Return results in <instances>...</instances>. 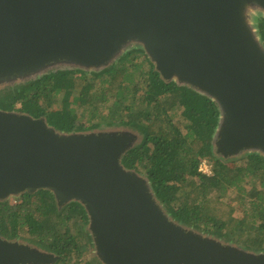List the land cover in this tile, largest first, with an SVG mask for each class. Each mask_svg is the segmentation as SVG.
<instances>
[{"label":"water","instance_id":"95a60500","mask_svg":"<svg viewBox=\"0 0 264 264\" xmlns=\"http://www.w3.org/2000/svg\"><path fill=\"white\" fill-rule=\"evenodd\" d=\"M264 0H0V86L55 68L99 71L143 50L164 81L219 108L213 145L224 159L264 156V46L253 16ZM129 130L59 133L44 118L0 110V201L49 190L80 202L102 264H264V253L174 222L149 183L121 165ZM58 257L0 238V264Z\"/></svg>","mask_w":264,"mask_h":264},{"label":"trees","instance_id":"16d2710c","mask_svg":"<svg viewBox=\"0 0 264 264\" xmlns=\"http://www.w3.org/2000/svg\"><path fill=\"white\" fill-rule=\"evenodd\" d=\"M256 29L264 46V18H257ZM0 110L44 118L64 134L135 132L138 140L121 165L146 179L174 222L264 253V156L217 155L212 142L220 116L216 103L162 80L142 49L127 50L99 71L62 67L3 84ZM177 114L184 129L173 121ZM203 160L212 163L208 175L199 171ZM87 223L80 202L58 206L49 190L24 193L14 203L0 201V238L52 253L58 257L53 264H95L84 260L92 246Z\"/></svg>","mask_w":264,"mask_h":264},{"label":"rangeland","instance_id":"374dc122","mask_svg":"<svg viewBox=\"0 0 264 264\" xmlns=\"http://www.w3.org/2000/svg\"><path fill=\"white\" fill-rule=\"evenodd\" d=\"M257 18H260L258 15H254L253 16V19H254V22L256 24V20ZM180 111V110H179ZM178 111V114H180ZM178 114L173 118V121L174 123H176L180 128L184 129L183 128V124H182V119L180 116H178ZM211 164L210 162L206 161V160H203L200 164H199V168L200 167H206L208 170L211 171ZM141 177H143L142 175H140ZM248 188V187H247ZM233 196V194H232ZM231 196V197H232ZM18 198V197H17ZM15 199L16 198H10V202L11 203H14L15 202ZM88 224V223H87ZM86 230H87V226L85 227ZM88 231V230H87ZM21 236H23L22 238H27V236L25 234H21ZM85 261L87 262H94L95 264H102V262L99 260V258L97 257V255L95 254V251H94V247L91 246V251L87 253L86 257L84 258Z\"/></svg>","mask_w":264,"mask_h":264},{"label":"built area","instance_id":"2783aa9c","mask_svg":"<svg viewBox=\"0 0 264 264\" xmlns=\"http://www.w3.org/2000/svg\"><path fill=\"white\" fill-rule=\"evenodd\" d=\"M199 171L202 172V173H205V174H207V175L210 174V172H211L210 170H208V169H207L206 167H204V166H203V167H200V168H199Z\"/></svg>","mask_w":264,"mask_h":264}]
</instances>
